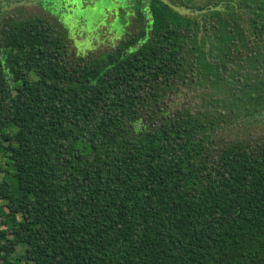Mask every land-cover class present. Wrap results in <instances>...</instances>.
Listing matches in <instances>:
<instances>
[{
    "label": "trees",
    "instance_id": "16d2710c",
    "mask_svg": "<svg viewBox=\"0 0 264 264\" xmlns=\"http://www.w3.org/2000/svg\"><path fill=\"white\" fill-rule=\"evenodd\" d=\"M230 1L205 0L226 9L202 15L218 45L264 41V0ZM152 11L145 42L100 57L71 55L47 17L5 25L0 264H264V145L216 143L203 110L141 123L184 78L198 26L158 0Z\"/></svg>",
    "mask_w": 264,
    "mask_h": 264
},
{
    "label": "flooded vegetation",
    "instance_id": "af4514ba",
    "mask_svg": "<svg viewBox=\"0 0 264 264\" xmlns=\"http://www.w3.org/2000/svg\"><path fill=\"white\" fill-rule=\"evenodd\" d=\"M168 1L176 6H186L190 9L200 10L197 6H204L201 9L207 8L205 6V0ZM22 2L25 4L21 5L20 3ZM78 2L80 3V0H78ZM26 3H28V5ZM152 3L153 0H94L91 1L90 5V2L83 1L81 6L85 7V9L89 7L92 11L88 16H84L85 20L73 17L72 22L75 20L76 23H73L76 24L77 30H80V32L78 33V40L74 42L77 43L76 47H74V51L72 50L71 45L68 44V38L67 44L69 45V52L71 55H78V51H81L82 48L87 46L89 47L91 45V40H95V42L99 43L102 42L106 45L104 48L100 49V52H98L96 56L89 54L93 57H100L104 54L115 52L122 43L129 44V46L124 47L125 51L133 49L135 45H140L146 41L151 31L153 23ZM53 5H57L58 8H53ZM52 10H55L57 14L54 15V11ZM76 10V0H0V48L3 47L2 34L5 29V25L11 20L26 17H47L52 21L55 20L58 23H61L59 18L61 15ZM242 10L245 11L244 9ZM222 11L226 12V9L224 8ZM202 15L188 16L192 18L195 17L198 22V26L197 30L187 31L186 36L183 39V43L195 44V46L191 47L190 45H187L185 49V59H187L188 62H191V65L187 68L188 71L184 75L182 83H180V86L177 87L178 89L184 88V90H187L188 93L200 92L197 85V82L199 83V81L202 80V71L199 66V61L202 59L200 56L204 59L206 52L204 44L206 43L210 46V48H212L209 51L210 54H212L213 57H216V64L213 66H217L218 60V65L223 64V66H226L228 64L236 73H239V68L245 69L246 66L253 68L254 70L260 68V72L258 74H251L252 79L249 80L244 88L246 90L245 93H249V97L245 102V97L241 99V96L239 95V80L238 82L237 80H232L233 88H237L232 96L233 103L238 108L235 110L236 114H240L242 116V113H239V104H243L246 109H249L246 113L248 115L246 119H244V117L235 119L236 125L234 128L239 127V132L242 133V125L245 123L246 135L241 140L247 142L251 148L260 147L264 145V53H262V49H264V41L262 39L260 40L259 37L253 36L249 32L248 35L241 37V40L237 37L235 41H232L233 46H231L228 53L223 43L222 46L218 45L217 30L215 26L217 21L212 22L211 20H205ZM207 30L211 32L208 37H206ZM235 42L240 45L236 46ZM219 46L221 47L220 52H218L220 48ZM197 47L199 48L197 51H191V49H196ZM237 49H241L240 52L237 51ZM205 59L208 60L207 57H205ZM239 59H243L247 62L243 61L240 63V61H238ZM168 96L170 95L165 92L164 99ZM194 97L196 98L197 95H194ZM199 102H201L200 98ZM241 119L244 120L241 122Z\"/></svg>",
    "mask_w": 264,
    "mask_h": 264
},
{
    "label": "rangeland",
    "instance_id": "374dc122",
    "mask_svg": "<svg viewBox=\"0 0 264 264\" xmlns=\"http://www.w3.org/2000/svg\"><path fill=\"white\" fill-rule=\"evenodd\" d=\"M76 1H77L76 11L70 12L71 14L67 12L66 14H63L59 17L60 22L62 24L53 20L57 26L65 30L66 39L68 40L69 38L68 44L71 45L73 51H74V47H76L77 45V43H74V42L78 40V37H79L78 33L80 32V30H77V27L75 24L76 22L75 20H73V22H75L73 23L72 19L74 17L77 19L81 18L85 20L84 16H88L90 12L92 11L91 8L88 7L87 9H85V7L81 6V3H79L78 0ZM230 2L236 4L235 0H231ZM219 4L223 5V2H220ZM210 5L213 6L214 4H210ZM52 7L58 8L57 5H53ZM235 9L237 10V8ZM52 11H54V15L57 14L55 10H52ZM239 13H241L243 18H245V12L242 9H240V6H239ZM210 33L211 32L207 30L206 37H208ZM230 36H232L234 39L237 38V35H234V32H232ZM223 41H224V37L222 38L221 35H218L217 42H223ZM235 45L237 46L240 44L235 42ZM105 46H106L105 43H102V42L99 43V42H95V40H91V45L89 47L87 46V47L82 48L81 51H78V55L91 54L93 56H96L97 53L100 52V49L104 48ZM204 47L206 51L204 55V59L205 57H207L208 62L210 64L212 65L216 64V59H215L216 57H213V55L210 54L209 52L210 49L212 48H210V46L207 43L204 44ZM240 50L241 49H237V51L239 52ZM262 53H264V49H262ZM238 61L242 63L245 60L239 59ZM210 64L201 62L200 68H201L203 75L201 76L202 80H200L199 83L197 82L200 92L188 93L187 90H184V88L178 89L177 86H180L179 84L182 83L183 80H177L174 87L166 88L165 92H167L168 95L170 96L164 99L165 97V94H164V97L161 99L162 103L160 104L161 111H158L157 108H154L152 111H149V114H151V116L147 117L145 115L141 123L144 125L151 124L158 117L163 116V115L165 116L171 115L175 111H178V110L188 109L190 110V112L203 110L206 113L212 114V116L215 117L217 120V127H215L216 129L214 131V137H215L216 143L221 144V141L226 142V141L241 140L243 137H245L246 135L245 134L246 133L245 123L243 122L244 124L242 125V133H241L239 132V127L234 128V126L236 125L235 119L236 118L239 119L240 117L241 118L244 117V119H246L248 117L246 113L249 110L246 109L243 104L242 105L239 104V113H242V116L238 115L237 117L235 110L238 108L237 106L234 105L233 100H232V96L234 95L235 90H237V88H233L232 80L233 79L237 80V82L239 80L238 82V84L240 83L239 84L240 85L239 95L241 96V99L245 97L244 98V102H245L246 99L249 97L248 96L249 93L248 94L245 93L246 90L243 89L244 88L243 84H247L249 80L252 79L251 74L252 75L258 74L260 72V68L254 70L253 68H249L248 66L244 65L246 66L245 69L239 68V73L238 72L236 73L231 69V66L228 64L226 66L218 65L219 62L217 60V76H219L220 74L225 79V80L223 79L221 80L219 77H213L212 75L207 76V77L204 76L205 74L214 73V68ZM263 73H264V70H263ZM213 81L215 82L217 81L218 83H221V84L217 85ZM191 94L197 95V97L195 98L194 95H191ZM198 96L201 102H199ZM229 100L231 101L232 106H230ZM244 113L246 115H243ZM244 119H241V122ZM20 250L21 249L19 248L15 254H18ZM15 254L13 256H15Z\"/></svg>",
    "mask_w": 264,
    "mask_h": 264
},
{
    "label": "water",
    "instance_id": "95a60500",
    "mask_svg": "<svg viewBox=\"0 0 264 264\" xmlns=\"http://www.w3.org/2000/svg\"><path fill=\"white\" fill-rule=\"evenodd\" d=\"M83 1H88V2H90V5H91V1H94V0H80V3L82 4ZM160 1H162V3L167 5L174 12H176L179 15H182V16H184V15H187V16H201L202 14H205L207 12L223 10L222 5H220V4H218L216 6H211L210 5V6H207V8L197 10V9H190V8H188L186 6H176V5L172 4V3H170L168 0H160ZM20 4L22 5V4H25V3L22 2ZM26 4L28 5V3H26Z\"/></svg>",
    "mask_w": 264,
    "mask_h": 264
}]
</instances>
